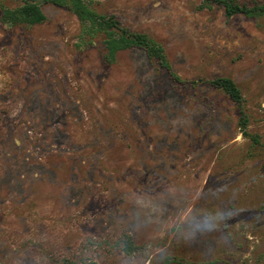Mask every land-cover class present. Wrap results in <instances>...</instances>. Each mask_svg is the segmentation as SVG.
I'll list each match as a JSON object with an SVG mask.
<instances>
[{
	"label": "rangeland",
	"instance_id": "obj_1",
	"mask_svg": "<svg viewBox=\"0 0 264 264\" xmlns=\"http://www.w3.org/2000/svg\"><path fill=\"white\" fill-rule=\"evenodd\" d=\"M83 1L147 34L179 78H230L260 145L221 91L136 48L106 63L100 37L38 2L41 24L0 21V264H264V16Z\"/></svg>",
	"mask_w": 264,
	"mask_h": 264
},
{
	"label": "trees",
	"instance_id": "obj_2",
	"mask_svg": "<svg viewBox=\"0 0 264 264\" xmlns=\"http://www.w3.org/2000/svg\"><path fill=\"white\" fill-rule=\"evenodd\" d=\"M52 4L69 10L82 25V33L89 38L100 37V45L103 48V59L106 63H112L119 51L130 48L142 50L147 59L168 73L170 80L176 84H185L190 87L207 85L221 91L237 108V126L243 137L253 145H260L259 137L247 132L248 118L242 107V96L236 84L228 77L217 76L207 80H183L171 72L162 47L142 32L131 31L124 27L113 15L97 14L88 7L83 0H23L16 8H0V21L9 25L25 24L28 26L41 24L45 16L40 11L39 3ZM211 4L222 7L223 16L228 19L240 14L244 17L264 16V4H252L250 6L239 4L236 0H200L197 9H203ZM90 43V41H89ZM121 251L130 255L138 249L132 243L131 237L122 235L119 240Z\"/></svg>",
	"mask_w": 264,
	"mask_h": 264
}]
</instances>
